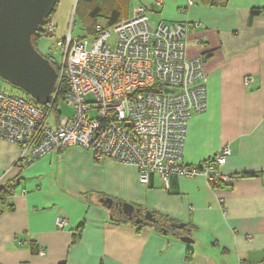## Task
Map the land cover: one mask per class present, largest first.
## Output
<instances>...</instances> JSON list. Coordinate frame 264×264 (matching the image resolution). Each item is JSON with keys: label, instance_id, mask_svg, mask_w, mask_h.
Instances as JSON below:
<instances>
[{"label": "crops", "instance_id": "0c3cea01", "mask_svg": "<svg viewBox=\"0 0 264 264\" xmlns=\"http://www.w3.org/2000/svg\"><path fill=\"white\" fill-rule=\"evenodd\" d=\"M156 1L127 0L122 19L144 5L159 14L153 25L191 27L186 55L204 58L208 98L188 122L182 162L230 146L231 180L213 188L204 176L172 175L166 186L152 175L143 184L136 165L96 161L81 146L19 168L20 145L0 136V264H264V0ZM109 200L133 205V217ZM147 212L185 227L148 224Z\"/></svg>", "mask_w": 264, "mask_h": 264}, {"label": "built area", "instance_id": "2783aa9c", "mask_svg": "<svg viewBox=\"0 0 264 264\" xmlns=\"http://www.w3.org/2000/svg\"><path fill=\"white\" fill-rule=\"evenodd\" d=\"M48 19L41 35L56 39L62 58L58 62L55 54L48 55L58 71L56 90L67 85L66 101L74 113L50 125L51 108L0 89V136L20 145L16 166L81 146L96 161L136 165L143 184L152 175L166 186L172 175L204 176L211 186L231 180V173L223 170L230 146L198 165L182 162L188 122L206 110L208 98L204 58L186 55L188 24L153 25L147 7L140 5L132 17L112 26L98 23L88 36L75 37L70 29L59 37L53 18ZM250 81L248 77L245 83ZM90 94L94 101L88 100ZM56 225L65 229L68 220L58 217Z\"/></svg>", "mask_w": 264, "mask_h": 264}, {"label": "water", "instance_id": "95a60500", "mask_svg": "<svg viewBox=\"0 0 264 264\" xmlns=\"http://www.w3.org/2000/svg\"><path fill=\"white\" fill-rule=\"evenodd\" d=\"M56 5L57 0H0V78L22 89L43 106L50 103L56 90L58 71L49 58L39 52L35 37ZM116 205L133 217V205L109 200L108 207ZM145 217L155 221L151 212ZM171 227L183 229L185 223H171ZM180 239L194 243L190 234Z\"/></svg>", "mask_w": 264, "mask_h": 264}, {"label": "rangeland", "instance_id": "374dc122", "mask_svg": "<svg viewBox=\"0 0 264 264\" xmlns=\"http://www.w3.org/2000/svg\"><path fill=\"white\" fill-rule=\"evenodd\" d=\"M100 2L101 0H95L94 2H88L86 0H58L57 5L51 15L56 26V35L59 37L66 36L71 29L73 36L85 37L90 34L88 28L94 22L106 24L107 19L105 16H97L94 18L91 15V11L94 9L95 5H98ZM101 3H103V1ZM131 8L133 11L134 7L132 6ZM149 14L151 22L158 20L159 14L157 12L149 11ZM109 43L113 45L114 35L111 36ZM35 44L39 52L44 56L48 57L49 54H55L57 61H61V54L56 48V39L54 37L38 35ZM1 88L9 94L25 95L23 90L8 83L4 79H2ZM87 98L89 101H94L92 94H90ZM73 113V106L67 101L61 100L51 112L48 123L50 125H54L57 119L71 117ZM90 115L92 118L97 117L95 110H91Z\"/></svg>", "mask_w": 264, "mask_h": 264}, {"label": "trees", "instance_id": "16d2710c", "mask_svg": "<svg viewBox=\"0 0 264 264\" xmlns=\"http://www.w3.org/2000/svg\"><path fill=\"white\" fill-rule=\"evenodd\" d=\"M86 1L94 2L95 0H86ZM102 1H103V3H101ZM57 2H58V0H57ZM101 2L98 3V5H95L94 9L91 11V15L94 18H96L97 16H105L107 19L106 20L107 26H112V25L118 23L120 20H122V16H123L122 10H124L125 5L127 3V0H101ZM50 17L52 18V16H50ZM48 20L49 19H47L45 24L48 22ZM45 24H44V26H45ZM97 24H98V22H94L93 24H91L89 26V28L87 27L90 33L93 32V30L95 29V26ZM42 32H43V27L39 31L38 35H41ZM37 36L35 37V42H36ZM67 92H68V89H67L66 84L59 85L58 89L56 90V96L54 97V99H51V103L49 105H46V107L51 108V110L53 111V109H55V107L57 106L59 101H61V100L66 101ZM24 93H25V95H23V96H25V97L31 99L32 101H34L35 103H37L25 91H24ZM223 184H225V183L215 184L212 187L217 188ZM3 192L5 194H14L15 190L9 185H4ZM168 222H170V220H167L164 222V219L162 218V219H155V221H148V224H153L159 228H162V225H165ZM171 223H172V221L168 224H171Z\"/></svg>", "mask_w": 264, "mask_h": 264}, {"label": "clouds", "instance_id": "9594fccd", "mask_svg": "<svg viewBox=\"0 0 264 264\" xmlns=\"http://www.w3.org/2000/svg\"><path fill=\"white\" fill-rule=\"evenodd\" d=\"M55 66V65H54ZM56 67V66H55Z\"/></svg>", "mask_w": 264, "mask_h": 264}]
</instances>
